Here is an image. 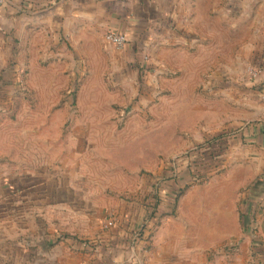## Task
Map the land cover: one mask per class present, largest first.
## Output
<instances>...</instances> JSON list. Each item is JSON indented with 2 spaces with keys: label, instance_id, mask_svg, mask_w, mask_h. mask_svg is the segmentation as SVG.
<instances>
[{
  "label": "crops",
  "instance_id": "crops-1",
  "mask_svg": "<svg viewBox=\"0 0 264 264\" xmlns=\"http://www.w3.org/2000/svg\"><path fill=\"white\" fill-rule=\"evenodd\" d=\"M219 28L235 35L229 45L220 34L227 53L249 56L240 76L221 85L227 107L226 128L215 131L225 133L221 170L192 184L174 214L148 221L142 239L137 232L156 203L152 196L112 191L105 178L99 192L89 191L91 178L67 173L65 164L59 170L37 162L0 175V264H264L257 247L264 244V0H6L0 6V33L14 41L9 53L19 47L21 54L28 34L29 48L56 54L55 62L105 50L128 57L137 77V64L147 66L145 39H214ZM110 29L127 35L123 47L105 39ZM248 170H256L252 178Z\"/></svg>",
  "mask_w": 264,
  "mask_h": 264
},
{
  "label": "rangeland",
  "instance_id": "rangeland-1",
  "mask_svg": "<svg viewBox=\"0 0 264 264\" xmlns=\"http://www.w3.org/2000/svg\"><path fill=\"white\" fill-rule=\"evenodd\" d=\"M219 32L207 40L140 41L150 70L138 77L128 57L105 50L55 62L56 54L29 48L28 34L22 53H9L14 41L0 33V76L13 75L11 66L18 72L14 83L0 86V175L37 162L59 170L65 164L67 173L91 178L89 191L99 192L105 178L112 191L156 196L167 210L161 194L175 198L173 178L189 161V148L226 128L222 83L248 63L249 56L221 47L235 42L234 33ZM237 107L231 105L234 114ZM248 171L252 178L256 170Z\"/></svg>",
  "mask_w": 264,
  "mask_h": 264
},
{
  "label": "trees",
  "instance_id": "trees-1",
  "mask_svg": "<svg viewBox=\"0 0 264 264\" xmlns=\"http://www.w3.org/2000/svg\"><path fill=\"white\" fill-rule=\"evenodd\" d=\"M129 39V38H128ZM13 43V42H11ZM139 71H144L147 69V66H143L137 64ZM12 70L13 75H1L0 78V86H4L5 84L10 85L13 82V77L16 78L17 72L13 66L7 71ZM9 78L8 82L5 80ZM225 133H216L213 135L211 139H208L196 146L190 147L187 151V156L189 161L187 162L185 168L181 169V173L177 174L173 181L177 186V192L174 199L170 200V208L167 210H160L158 198L153 196L154 200L156 201L155 205L150 207L148 206L147 215L143 218L142 227L138 229V236L139 238H145L144 236V229L146 228L147 222L151 220H156L157 222L160 221L161 217L166 214H174L176 210V205L178 204V200L180 196L194 183H202L208 180L214 173L220 171V164H221V150L224 148L221 146V138ZM179 175V176H178ZM172 182V180L170 179ZM263 243L257 244L259 247L260 252L264 254Z\"/></svg>",
  "mask_w": 264,
  "mask_h": 264
},
{
  "label": "built area",
  "instance_id": "built-area-1",
  "mask_svg": "<svg viewBox=\"0 0 264 264\" xmlns=\"http://www.w3.org/2000/svg\"><path fill=\"white\" fill-rule=\"evenodd\" d=\"M6 0H0V6L3 5L5 3ZM104 37L107 41H109L111 44L121 48L123 47L127 41H128V37L125 33L121 32V31H116V30H107L104 33ZM149 58V52L145 51L143 54V60H148Z\"/></svg>",
  "mask_w": 264,
  "mask_h": 264
}]
</instances>
